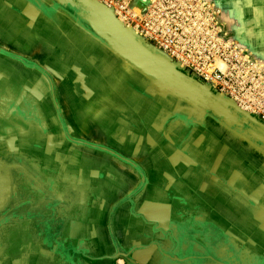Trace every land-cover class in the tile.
<instances>
[{
  "label": "crops",
  "instance_id": "1",
  "mask_svg": "<svg viewBox=\"0 0 264 264\" xmlns=\"http://www.w3.org/2000/svg\"><path fill=\"white\" fill-rule=\"evenodd\" d=\"M4 17L0 25V49L3 50L0 51V100L10 99L11 104H0V155L3 160L14 162L10 172L21 193L25 192V176L29 186L33 178L41 182L35 186L39 195L53 185L54 190L50 192L61 201L56 206V201L52 200L53 208L59 210L53 215L64 219L58 237L64 242L60 243L63 249L60 246L55 250L39 242L38 252L49 261L47 264H183L175 257L185 255L178 247L183 236L177 230L179 225L189 223L201 227L207 218L203 210L188 212L190 206L181 199L187 198L190 187L205 190V186L198 185V181L188 185L189 188L180 184L179 178L189 175L177 168V163L182 167L180 159L172 155V147L160 137L163 129L172 133L174 127L180 130L184 127L178 125L181 121H170L171 95L168 101L161 103L157 112L161 120H157L155 109L150 110L151 104L144 105L146 100L155 105L153 95L145 89L147 94L141 93L134 82L135 78L140 80V76L134 68L120 61L107 62L104 70L101 64L95 72L105 80L116 66H125L130 76L127 80L119 79L118 85L123 86L121 92L118 85L113 90L103 88L106 103L100 108L90 103L86 105L81 100L85 98V91L79 93L70 87L69 79L60 78L68 82L67 93L58 91V98L71 99L66 101V108V104L61 103L62 113L68 120V134L79 139L73 142L61 133L58 123L44 120L45 111L54 112L44 105L47 96L41 83L45 78L36 70L28 72L24 60L27 53L19 51L22 41L18 38V43H13L5 34L10 19ZM21 29L18 32L21 33ZM35 63L41 64L37 60ZM91 79L96 81V78ZM93 86L97 85L93 83ZM93 86L88 84L90 94L95 92ZM28 94L36 99L42 115L39 121L26 119L22 115L26 112L20 111ZM122 157L136 163L139 169ZM46 208L48 206H41L42 214ZM17 220L12 224L22 231L30 228L35 240L42 234L41 229L43 233L46 229L44 225L39 227L37 220L23 219L20 214ZM209 220L212 225L226 229L218 221ZM22 231L9 230L4 240L10 241V247L17 246L12 241H20ZM197 236L201 237L200 233ZM22 249L11 251L19 254L14 259L10 257L7 264H38L33 257L38 255L37 251L29 253L30 261ZM118 250L129 253L131 263Z\"/></svg>",
  "mask_w": 264,
  "mask_h": 264
},
{
  "label": "rangeland",
  "instance_id": "2",
  "mask_svg": "<svg viewBox=\"0 0 264 264\" xmlns=\"http://www.w3.org/2000/svg\"><path fill=\"white\" fill-rule=\"evenodd\" d=\"M98 1L113 10L124 26L151 50L166 56L187 76L208 86L227 104L236 105L264 125V0H203L206 5L212 4L218 10L217 18L222 24L221 35L226 42L230 43V51H233L234 56L229 78L219 83L205 80L192 69L182 67L177 58H173L166 51L155 46L154 40L140 34L139 30V32L136 31L133 16L126 13H124L126 17L121 16L114 4L105 3L103 0ZM142 1L139 0L133 5V9L141 10ZM93 13L92 9L78 0H0V25L5 18L4 15L6 19H10L6 24L5 34L13 43H18L17 39L20 38L22 49L18 50L27 53V57L23 59L27 61L28 72L36 70L48 79L47 82L41 83L47 96L45 107L49 105L52 108L55 101L61 114L64 111L61 102L66 104V108V101L69 102L71 99L62 96L58 98V91L67 93L68 82L58 84L57 79H69L72 89L76 88L79 93L85 91V98L81 100L86 105L90 103L92 107L100 108L106 103L104 97L107 94L103 88L113 90L119 84V79L130 78L126 74L125 66H116V69L112 71L114 76L111 74L106 80L102 75L95 73L99 71L101 64V68L105 69L112 47L105 42V38L97 35L91 28L90 21L92 22ZM222 13L225 16L224 20ZM20 28H22L21 33L18 32ZM228 34L238 39L239 43L230 39ZM3 35L1 39L4 40ZM7 36L6 39H8ZM38 40L43 46L40 51H37L35 46ZM0 51L3 52L1 49ZM36 60L42 64H36ZM144 65L151 66L149 62ZM136 72L141 78L140 80L135 78L136 87L142 94L148 92L155 99V105L147 100L144 105L151 104L150 110L155 109L157 120H161L157 112L162 107L161 103L169 100L170 92L159 88L150 78L151 74L145 70L140 69ZM91 78H96V81ZM93 83L97 86L94 87ZM88 84L95 88L93 94L87 90L90 88ZM122 88L123 86L120 85L118 91L121 92ZM173 97L171 96L173 113H171L170 121L174 123L179 118L181 122L178 125L184 127L181 130L174 127L172 133L163 129L160 131V137H163L166 144L172 147V155L180 159V162H177L181 163L182 167L177 163V168L189 175L179 178L180 184L188 186L198 181V185L205 186V190H200L199 186L194 189L190 187L187 198H182L181 201L188 202L190 206L187 209L188 212L196 213L203 210L207 218L204 219L206 231H209V226L219 230L220 236H227L240 246H237L240 254L251 256V264H264V152L253 148L248 140L244 141L238 134L233 132L234 135H232L230 132L232 130L228 129L221 119L215 118L217 116L211 111L212 102L206 101V106H201L205 113L207 112L202 119L201 115H198L199 111L191 114L190 104L187 105L184 101L180 103ZM98 99H100L99 104L96 103ZM72 104H74L73 101ZM233 105L231 107L234 109ZM234 111L248 116L238 110L234 109ZM53 115L57 116L56 111ZM51 117V112H44L45 120H51ZM62 118L65 123L68 122L65 113L62 114ZM199 119L202 121H197ZM247 120L251 121L249 117ZM13 179L15 181V178ZM1 212L0 215H2ZM209 218L218 221L226 229L212 225ZM44 222L46 224V221ZM0 225H2L1 219ZM16 227L12 225V229L9 230L22 231ZM22 236L20 241H12L17 243V246L13 245V247H10V241L4 240L5 246L0 255V264L9 263L10 257L14 259L19 253H11V251L14 252L20 248H23L22 251L25 250V257L28 256L27 259L31 261L29 253L38 252L39 241L33 239L30 228H24ZM22 251L19 252L22 253ZM33 257L38 264L49 262L40 252ZM126 260L131 263V260Z\"/></svg>",
  "mask_w": 264,
  "mask_h": 264
},
{
  "label": "flooded vegetation",
  "instance_id": "3",
  "mask_svg": "<svg viewBox=\"0 0 264 264\" xmlns=\"http://www.w3.org/2000/svg\"><path fill=\"white\" fill-rule=\"evenodd\" d=\"M222 16L224 20L225 16L223 13ZM228 36L230 39L235 40L239 43L238 39L232 37L231 34H228ZM17 58L19 59L20 57L17 56ZM29 94L25 99L23 98L24 101L22 99L23 103L22 108H20V111L24 113L26 112L25 114H22L26 119L39 121L40 118L42 119V115L38 111L36 99L31 97ZM9 100L10 99L7 98L1 99L0 104H11V100ZM53 103H55V101ZM45 104L47 103L45 102ZM47 107L50 109L49 105H47ZM53 107L55 109L54 112H51V120L47 121L51 123V121L54 120L55 123H58L60 125V130H62L61 133L64 132L65 134H63L66 135V137H68L71 141L79 142V139L73 138L68 134V122H64V119L62 118L63 113L61 114L60 111L57 109L59 106L57 104H54ZM55 111L57 116L53 115ZM59 116L61 117L60 119ZM13 165L14 162L11 163L5 161L0 155V212L1 210H3V212H1L2 215H0V219L2 220V225H0V255L4 250V239L7 234V231H9L11 225H13L12 223H17V217L19 214L23 219H31L32 221L37 220L40 225L39 227H42L44 225L46 229L44 230V233L41 229L42 234L39 235L42 240L39 239V237L37 236L38 241L40 242L41 240L43 243L49 245L51 248L58 250L61 246L60 243L62 242L58 240V237L60 236L59 229L61 231V227H63L62 221L64 219L63 216H56L54 218L53 215L54 213H58L59 210H55V208H53L52 200L56 201V203H54V205L56 204V206L59 202H61L58 198H53L54 196L50 192L54 190V187H52L53 185H50V187H48L46 190H43V194L39 195V193L36 192L35 186L36 183H38L37 185H39V183L41 184V182H37L36 178H33V180L29 181V184H32L33 187L29 186L26 183L27 176H25L24 179L26 182H24L23 185L25 192L21 193L19 191L20 187H17L14 184L15 181L10 172V168L13 167ZM38 196L41 197L39 198ZM36 200L40 202L43 201V204H39ZM41 206H48V208H46L43 212L44 214H42ZM44 221H46V224ZM206 228L207 226L205 227L204 225L201 227L196 225L195 227L194 225H190L189 223H183L179 225V228L177 230L180 233H183V236L185 238L181 234H179L181 235V242L178 247L181 251L184 252L185 255L182 257L175 256L176 259H179V261H181L183 264H249V262L250 264L252 263L251 256L247 257L246 254H240L238 250L240 246L237 245L233 240H231V238H228L227 236H220L219 230H216L211 226H209V231H206ZM196 232L197 235L200 233L201 237L195 235ZM2 240L3 244H1ZM237 246L239 247L237 248ZM61 249H63L62 246ZM118 251L126 259H129V253L122 252L121 250Z\"/></svg>",
  "mask_w": 264,
  "mask_h": 264
},
{
  "label": "built area",
  "instance_id": "4",
  "mask_svg": "<svg viewBox=\"0 0 264 264\" xmlns=\"http://www.w3.org/2000/svg\"><path fill=\"white\" fill-rule=\"evenodd\" d=\"M135 0H103L117 12L134 17L136 31L154 40L179 64L208 81H226L233 68V51L221 35L218 10L203 0H151L143 12ZM138 31V32H139Z\"/></svg>",
  "mask_w": 264,
  "mask_h": 264
},
{
  "label": "bare ground",
  "instance_id": "5",
  "mask_svg": "<svg viewBox=\"0 0 264 264\" xmlns=\"http://www.w3.org/2000/svg\"><path fill=\"white\" fill-rule=\"evenodd\" d=\"M138 1L139 0H135L133 2V4L131 5L132 9H133V5L137 4ZM149 1H151V0H143L142 1V4L140 5V6H142V8L139 12H143L145 10V8L147 6L146 4ZM91 19H92V23L94 24L95 28L100 30L103 33L102 36H103V38L106 39L105 42L112 47L111 53L109 54V58L107 59V61L109 63H112V62L116 63L117 61H121V63H123L124 65L130 66V67L134 68L135 70H138V71L140 69L145 70L142 68L144 63H142L141 61L133 59V56L129 53L130 49H128L124 44H122V42H120L119 34L114 32L105 23V21H103V19L99 17V15L97 13L94 12L91 15ZM35 46L38 47V51H40L43 47L42 43L39 40L37 41ZM37 61L39 62V60H37ZM148 62L151 65V67L154 68L158 72L157 74L159 75V77H156V76L151 74L152 77H150V78L153 79V82L159 88L164 89L166 91L168 90V92H170V95L174 96L176 98V100H178L180 103H183V101H184V103H186L187 105L190 104L192 115L194 113L196 114V112L199 111L198 115L199 116L201 115V118L203 119V117H205L207 112L205 113V111L202 109L201 106L205 105L206 101L212 102L211 103V106H212L211 111L213 112V114L215 116H217L215 118H217L218 120L221 119V122L223 124H225L228 129L232 130V131H230L232 133V135H234L233 132L235 134H238L239 138L243 139L244 141L248 140L250 142L251 146L253 145L252 146L253 148L258 149L260 152H264V127H261L259 124H257L256 122H254L252 120L248 121L247 117L245 115L239 114V113L234 111V109L231 107L232 104L229 105L225 101H223L221 98H219L217 96H213V94H211L208 90H206V91L202 90L201 87L197 86V84L192 79H190L188 76L183 75V74L178 75L174 71H172L171 75L168 76L165 74V72L160 70V68L158 67V65L156 63H154L150 60L147 61V63ZM39 63H41V62H39ZM44 68L47 69L45 66H44ZM128 70H129V67H128ZM44 80H45V82H47L48 79L45 78ZM57 81H58V84L64 83V82H62L61 79H57ZM48 87H50V86L48 85ZM54 109L55 108H53V110ZM202 119H199L197 121H202ZM175 121L176 122L181 121V119L178 118ZM256 131H259V132H256ZM229 139H230V137H229ZM246 146H247V144H246Z\"/></svg>",
  "mask_w": 264,
  "mask_h": 264
},
{
  "label": "water",
  "instance_id": "6",
  "mask_svg": "<svg viewBox=\"0 0 264 264\" xmlns=\"http://www.w3.org/2000/svg\"><path fill=\"white\" fill-rule=\"evenodd\" d=\"M78 1L81 2L83 5L87 6L89 9H92L95 13H97L99 17L102 18L103 21H105V23L114 32L119 34L120 42H122V44H124L128 49H130L129 53L133 56V59L141 61L145 64H147L146 62L150 60L156 63L158 67L160 68V70L165 72V74L168 76L171 75L172 71H174L178 75L179 74L186 75L183 71L179 70L177 66L169 58H167L166 56L162 54H158L154 52L153 50L150 49V47H147L141 40L137 39L136 36L133 34V32L129 28H126L124 24L115 16V14L113 13V10L109 9L106 5L99 2L98 0H78ZM90 26L97 35L103 38L102 36L103 33L100 30L96 29L94 24L91 21H90ZM142 68L145 69L147 73H150L156 77H159V75L157 74L158 72L151 66L144 65ZM189 78L192 79L197 84V86L201 87L202 90H205V91L208 90L211 94H213V96H217L216 94L212 92V90L208 86L200 83L196 79H193L191 77ZM233 107L235 110H238L242 112L243 114L248 115L247 117H249L252 121L259 124L261 127H264L262 123H260L253 116L249 115L247 112L240 110L236 105H233ZM104 149H107V148H104ZM107 150L120 156L119 154H117L116 152L112 150H109V149ZM125 160L134 164V166L137 169H139V166L137 164L131 162L128 159H125Z\"/></svg>",
  "mask_w": 264,
  "mask_h": 264
}]
</instances>
